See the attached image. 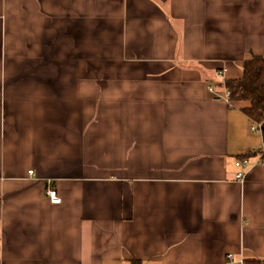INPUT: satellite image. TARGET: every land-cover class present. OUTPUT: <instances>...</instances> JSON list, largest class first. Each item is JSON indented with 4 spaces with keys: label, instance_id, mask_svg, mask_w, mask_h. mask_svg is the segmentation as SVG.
Wrapping results in <instances>:
<instances>
[{
    "label": "crops",
    "instance_id": "1",
    "mask_svg": "<svg viewBox=\"0 0 264 264\" xmlns=\"http://www.w3.org/2000/svg\"><path fill=\"white\" fill-rule=\"evenodd\" d=\"M252 55L264 0H0V264L264 263Z\"/></svg>",
    "mask_w": 264,
    "mask_h": 264
},
{
    "label": "trees",
    "instance_id": "2",
    "mask_svg": "<svg viewBox=\"0 0 264 264\" xmlns=\"http://www.w3.org/2000/svg\"><path fill=\"white\" fill-rule=\"evenodd\" d=\"M219 84L221 90L230 92L232 101L249 104L247 108H241V111L252 121V124L263 123L262 136L264 138V58L252 55L244 63L243 77L241 79L226 80ZM262 154L264 159V151ZM245 264L261 263L252 260L246 261Z\"/></svg>",
    "mask_w": 264,
    "mask_h": 264
},
{
    "label": "built area",
    "instance_id": "3",
    "mask_svg": "<svg viewBox=\"0 0 264 264\" xmlns=\"http://www.w3.org/2000/svg\"><path fill=\"white\" fill-rule=\"evenodd\" d=\"M209 92L213 94L214 101L223 102L229 106L233 105V101L230 98V92L229 91H225L223 95H218V94H216L214 88L209 87ZM251 131L254 133L263 135V132H262L263 131V123H255L253 126H251ZM253 153L254 152L252 151L250 154L252 155ZM249 165H250V161H249V159H246V158H243V159L241 158L240 160H238L235 163V166L237 168H240V169H245ZM32 173L33 172H29V174H32ZM245 178H246V175L244 174V171H242V170L236 175L237 182H239V183L243 184L245 181ZM46 194H47V197L49 198L52 205H60L61 204V202H62L61 198L58 195L57 190L52 186L51 183L48 184ZM227 260H228L229 264H232L233 260H234L233 255H229ZM240 263L245 264V262H243V261H241ZM261 264H264V263H261Z\"/></svg>",
    "mask_w": 264,
    "mask_h": 264
},
{
    "label": "rangeland",
    "instance_id": "4",
    "mask_svg": "<svg viewBox=\"0 0 264 264\" xmlns=\"http://www.w3.org/2000/svg\"><path fill=\"white\" fill-rule=\"evenodd\" d=\"M237 102H239V101H237ZM233 103H234V101H233ZM240 103V102H239Z\"/></svg>",
    "mask_w": 264,
    "mask_h": 264
}]
</instances>
